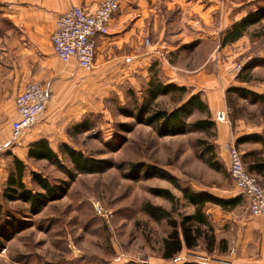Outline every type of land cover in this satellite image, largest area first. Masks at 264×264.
Segmentation results:
<instances>
[{"label": "crops", "instance_id": "0c3cea01", "mask_svg": "<svg viewBox=\"0 0 264 264\" xmlns=\"http://www.w3.org/2000/svg\"><path fill=\"white\" fill-rule=\"evenodd\" d=\"M101 1L0 0V171L4 172L5 181L8 175L5 164L11 156L25 164L31 160L27 157L31 143L46 139L56 152L66 143L67 131L81 121V110H86L80 102L81 88L86 85H134L139 76L141 88L148 83L151 72L156 71L162 83L184 87L190 95H199L213 120L220 111L228 118L231 90L245 89L250 82L235 73L233 66V61L247 50L245 37L225 46L220 45V40L234 22L248 14L254 0L240 3L232 0H120L107 34L96 39L95 68L88 72L85 83L79 78L74 60L64 64L54 55L50 36L57 18L71 7L93 13ZM146 38L150 40L147 47ZM192 44L194 47L188 48ZM30 82L48 83L53 93L36 125L11 141V123L17 118L14 100ZM234 124L235 130L244 128L241 119L234 120ZM215 125L217 142H224V159L228 158L229 166L226 143L232 125L216 121ZM253 134L264 137V127L240 133V137ZM252 150L256 158L242 157L245 168L249 162H264V148L255 144ZM252 175L264 182V169ZM236 190H203L225 201L238 197L240 201L227 209L210 203L204 206L203 213L213 230V242L207 247L201 238L198 248L227 263L264 264V222L249 214L246 198L244 202ZM183 251L189 250L183 248Z\"/></svg>", "mask_w": 264, "mask_h": 264}, {"label": "rangeland", "instance_id": "374dc122", "mask_svg": "<svg viewBox=\"0 0 264 264\" xmlns=\"http://www.w3.org/2000/svg\"><path fill=\"white\" fill-rule=\"evenodd\" d=\"M263 4L264 0H254L249 11ZM244 37L247 50L233 61L234 68L241 66L234 72L250 81L245 90L264 94V22L251 27ZM78 69L79 78L86 83L88 72ZM81 89L80 102L86 110H81L83 117L79 123H87L90 129L72 138L65 135V144L86 157L110 161L115 167L101 174L79 173L69 181L59 168L48 162L27 160L24 181L29 188L39 190L30 182V171L40 173L52 185L68 184L62 198L49 202L37 215L30 214L22 202H6L2 198L5 180L4 172L0 171V203L8 213L3 218L14 217L20 226L17 231H5L7 239L0 237V264H207L188 258L187 253L219 259L215 254L202 253L199 248L180 252L172 259L163 258V240L170 227L165 220L158 223L149 218L142 212V205L149 202L161 206L178 221L193 209L166 180H145L135 176L136 173L130 174L131 165L145 164L174 176L182 188L196 192L236 190L227 171L228 158L224 159L225 144L217 142V130L216 134L188 132L158 137L151 127L137 123L130 115H136L141 98L143 85L139 88V76L134 85H86ZM228 97L227 122L232 128L226 145L228 149L234 145L240 153L253 151L255 144L238 143L243 138L240 133L264 127V107L249 95L231 92ZM158 104L171 109L176 102L163 97ZM204 117L196 112L187 122ZM237 119L244 121V128L235 130ZM203 142L214 146V160L223 166L220 171L207 165ZM60 159L66 168L73 169L66 156ZM11 160L10 157L5 164L7 173ZM151 188L169 189L179 200L177 206L153 196L149 192Z\"/></svg>", "mask_w": 264, "mask_h": 264}, {"label": "trees", "instance_id": "16d2710c", "mask_svg": "<svg viewBox=\"0 0 264 264\" xmlns=\"http://www.w3.org/2000/svg\"><path fill=\"white\" fill-rule=\"evenodd\" d=\"M232 1L243 2L245 0ZM262 22H264V4L256 6L254 10H250L241 20L234 22L222 35L220 45L225 46L235 43L240 38L244 37L251 27L259 25ZM194 45L195 44H192L188 48H193ZM231 92L240 96L249 95L264 107V94L258 95L242 88L232 89ZM140 94L141 98L137 106V113L134 116L130 115V117L134 118L139 124L151 127L158 137L184 135L188 132L216 134V125L212 120L207 105L201 97L199 95H190L188 90L184 87L162 83L158 80L156 71L151 72L149 81L143 86ZM163 97L173 98L176 104L171 109L161 108L158 101ZM196 112L204 114L205 117L193 122H187V119ZM89 129L90 127L88 128L87 123H77L67 131V135L72 138L89 131ZM238 143L260 144L264 148V137L256 134L244 136ZM203 144L205 153L208 156V160L206 161L207 165L215 171L223 169V166L214 160L216 155L214 146L212 144H206V142H203L202 145ZM256 155L254 151L245 153L242 157L244 159L248 158V156L256 158ZM62 156L68 158L73 166L72 170L66 168V166L62 164L60 159ZM11 157V167L8 170V175L2 191V198L6 202H22L28 206L30 214L37 215L49 202L57 201L65 194V189L68 185L66 184L67 182H64V185H52L40 173L34 171L28 172L29 179L31 184L36 185L39 190L29 188L24 181L27 174L25 163L15 156ZM27 157L34 161H46L56 166L66 175L69 181H73L79 173L101 174L115 167L110 161L86 157L82 152L76 151L65 143L61 144L56 152L51 149L46 139H39L31 143L28 146ZM130 168V174L133 175V173H136L135 176H139V179L148 180L158 178L166 180L175 189L180 191L185 202L190 207L194 208L192 214L183 215L178 221L172 217L171 212L165 210L161 206L153 205L149 202H145L142 205V212L149 218L158 223L165 220L170 227V232L163 240V258L167 260L174 258L183 248L189 251L197 249L201 238L205 240L207 247L208 243L210 244L213 242V230L209 226L203 213V208L207 203L227 209L233 208L240 201V197L236 198L234 201H225L206 191L196 192L190 188H182L174 176L151 165L133 164ZM262 169H264V162H249L246 168L251 175ZM149 192L153 196L169 202L172 207H176L178 204V198H176L169 189L151 188ZM5 214L8 213L4 211L0 203V237L7 239L8 237L6 238L7 235L5 231H10L11 229L17 231L20 229V226L14 217L9 219L7 216V218L4 219L3 216H5Z\"/></svg>", "mask_w": 264, "mask_h": 264}, {"label": "built area", "instance_id": "2783aa9c", "mask_svg": "<svg viewBox=\"0 0 264 264\" xmlns=\"http://www.w3.org/2000/svg\"><path fill=\"white\" fill-rule=\"evenodd\" d=\"M120 0H102L93 13L81 7H71L61 14L50 36L54 55L64 64L75 61L78 67L90 72L95 68L96 39L105 36L112 18L119 10ZM150 40H144L145 47ZM237 72L241 66L234 68ZM52 86L48 83L30 82L15 97L14 104L17 118L11 123V141L35 125L45 113ZM216 122H227L223 111L215 114ZM2 145L0 144V149ZM228 174L238 192L246 198L251 216L259 217L264 222V185L245 168L241 153L234 145L229 146ZM100 213V210H98ZM193 258L207 264H232L208 256L187 253Z\"/></svg>", "mask_w": 264, "mask_h": 264}]
</instances>
